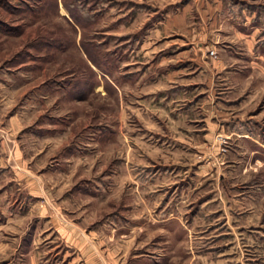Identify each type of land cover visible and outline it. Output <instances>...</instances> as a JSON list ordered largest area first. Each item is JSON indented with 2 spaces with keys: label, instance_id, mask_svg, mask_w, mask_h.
Masks as SVG:
<instances>
[{
  "label": "rangeland",
  "instance_id": "rangeland-1",
  "mask_svg": "<svg viewBox=\"0 0 264 264\" xmlns=\"http://www.w3.org/2000/svg\"><path fill=\"white\" fill-rule=\"evenodd\" d=\"M209 5L0 0V264H62L60 236L76 231L93 246L114 235L124 263L264 264V0H226L217 20ZM199 24L208 33L186 31ZM188 62H233L212 99L227 119L205 104L210 120L190 122L206 79L198 95L167 90L176 116L150 98L165 69L192 91ZM231 115L258 142L229 135ZM174 187L172 206L154 202Z\"/></svg>",
  "mask_w": 264,
  "mask_h": 264
},
{
  "label": "crops",
  "instance_id": "crops-1",
  "mask_svg": "<svg viewBox=\"0 0 264 264\" xmlns=\"http://www.w3.org/2000/svg\"><path fill=\"white\" fill-rule=\"evenodd\" d=\"M206 1H208L210 4L209 9H208V13L210 14L209 16H213V18L215 20H217L219 17H221L220 15L222 13H224V12L230 13L232 11V8L230 9L226 5V0H206ZM200 2L203 3V1H200ZM221 3H222V6L220 7ZM168 14H167L168 17H166L167 19L169 18ZM240 14H243L245 17V20H244L245 22H243L244 25H246L248 23V21L253 17V13H250V11L246 8L245 9L241 8ZM173 17L174 18L175 17L181 18V15L177 14L176 16H173ZM228 18L231 19L230 16L229 17L227 16V19ZM199 25H200V26H198L199 30H195V27H192V26H190V28H187V29L185 28V29H186V31L188 30V33H192V34H196V35L198 32L205 34V31H206V33H208V30H207L208 27L204 26L203 24H199ZM238 32H240V34L247 33V31H245V30L241 31L239 29H238ZM159 63H160V65H163L162 63H167V62H159ZM231 63L233 64V62H188V66L190 65V67H193L195 70L201 69V71H199V73L197 75H194L195 70H193V69L191 70L193 72L192 73L193 76L191 79V86H192L191 90L192 91H190V92H188V90H187L189 88H186V87L181 88V86H182L181 84L183 83V78L181 76V75H183L182 69H179V70L178 69H165L164 71H162V77H164V83L159 82L160 84L158 85V87L154 86L156 88V90H153V88H154L153 87L151 89L153 91L149 92L150 93L149 96H151L150 98L155 99V96H157L159 93H162V95H161L162 98H165L167 96L166 92L168 89H176V88H178L177 92H176L175 96H172V98H174V99H178L179 97H181L180 99H182L184 94H186V95L192 94L193 96L196 94L198 95L200 92L193 94L195 87L200 85V82L203 81L204 79H206V81H204V83H206L208 85V91H206L205 98H207V100H209V101H207L205 103L202 102L201 104H198L196 106V107H198V109L196 108L197 114L195 113V115H193L195 112V109L192 110L193 109L192 107H191L192 109L186 110L187 116L189 115L188 113L191 112L192 116H190V120H191L190 122L194 123L196 120L198 121V118H201V117H204V118L207 117L210 120V116H208V115L211 114V110H209V112L207 109L200 110V108H202L203 105H205V104H207V107L210 109H211V107H213V110L215 111V113L219 114L223 119H227L226 118V112L223 110V108L221 106L219 107L217 105V107H216L215 103L212 102V99L216 98V97H214V92H215V87L217 88V84L220 85V84H226L228 82L229 83L232 82V75L229 71H227L228 68H230ZM247 63H249V64H247L248 66H251V65H254L256 62H247ZM222 70L224 71L223 73H222ZM217 73L222 74V75L220 77L216 78ZM201 74H203L204 77H201ZM162 79L160 81H162ZM173 82H175L176 84L173 85ZM228 86L229 85L225 86V90L228 89ZM218 87H220V86H218ZM230 91L232 92V90H230ZM222 92L224 94V93H228L229 91L227 92V90H226V91H221V93ZM236 97H238V94ZM166 99L167 98H165V104H164L163 108L165 110L171 109L172 108L171 103L174 100L171 99V100H168L169 101L168 102V101H166ZM188 99H189V97H188ZM228 99H230V98L227 97L226 100H228ZM150 107H153V106L150 105ZM154 107H157V106L154 105ZM146 110L148 112V109L145 108V112H146ZM170 111H171L172 115H175V116L177 115L176 114L177 112H175V108H174V111H173V108ZM182 112L184 113V111H182ZM217 114H214V115L216 116ZM192 117H194V118H192ZM231 118H232V115L230 116V118L228 120L224 121L223 124L221 125L223 129L227 128V130L229 131V135H231V134L233 135L235 133L234 127H232L233 124H232ZM209 120L207 121L208 125H206V127H205L206 131L203 130L204 134H202V136H200L199 129L194 128V130L192 131V137L194 140H195V138H198V141L204 142L205 140L207 141L208 137H211V132L214 130L215 124ZM172 121H173V119H172ZM214 121H216V120H214ZM177 132H178V130L176 131V134L174 135V137L172 135H169V136L173 137V141H176V142L180 141V140H184V138H181V137H183L185 134H183V136L179 137L180 135H178ZM235 134L240 136L241 140L249 138L255 143L258 142L255 138H252V135H250L249 132H242V133H235ZM182 190H184V189H182ZM151 191H155V189L148 190L146 188H142V189H139L140 193L139 192L138 193L136 192V193L141 195V197L143 199L144 198L146 199V196H147V199H148L147 201L151 203L152 198L148 197L149 195L152 194ZM174 191H179V190H177V187H174L172 190H170L169 188H165L162 195H161V198H159V200L157 198H155L154 202H156L160 206H163L164 208L169 207L170 205L172 206L173 205L172 204V194H173V196L176 195V192H174ZM74 234L65 233V236H63V237L60 236L64 245L68 248L66 251H64L62 253V256H61V263L62 264H146V262H144L142 260L132 262V263H130V262L124 263L123 262V261H125L124 258H126V260L127 259L132 260V258H127L125 256L126 252L122 253V255L120 254L118 246L116 247V245H115V242L118 240H114V238L116 239V237H114V235L108 236V240L109 239H111V240H109L107 242L111 246L104 247L102 245L105 242L104 239L97 238L99 240H96L95 242L98 244V246H96V245L93 246L94 245L93 241L91 239H89V237L83 236V233L81 231H80V233L76 231V232H74ZM110 241H112V242H110ZM57 253H54V255H56ZM139 255H141V254H139ZM133 256H135V255L132 254L131 257H133ZM54 264H57V263H54Z\"/></svg>",
  "mask_w": 264,
  "mask_h": 264
}]
</instances>
